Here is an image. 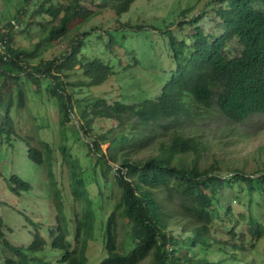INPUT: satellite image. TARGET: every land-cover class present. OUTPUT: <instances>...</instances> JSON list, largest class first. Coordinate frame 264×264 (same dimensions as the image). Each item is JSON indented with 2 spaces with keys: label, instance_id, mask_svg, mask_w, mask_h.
I'll use <instances>...</instances> for the list:
<instances>
[{
  "label": "trees",
  "instance_id": "obj_1",
  "mask_svg": "<svg viewBox=\"0 0 264 264\" xmlns=\"http://www.w3.org/2000/svg\"><path fill=\"white\" fill-rule=\"evenodd\" d=\"M103 1L22 0L21 12L29 5L31 16L48 20L32 48H15L10 30L0 32V42L5 41V52L0 50V137L8 144L24 141L28 157L43 163L42 149L17 130V113L27 101L22 82L28 78L36 92L44 84L57 98L62 123L77 116L72 134L86 140L85 155L92 159L93 178L86 181L77 158L61 144L70 166L72 195L84 205L70 231L58 203L57 224L49 230L51 246L62 249L61 262L86 264V247L99 218L105 254L95 264H231L233 258L242 264L236 256L247 250L242 224L254 239L251 246L264 240V162L250 173L241 168L222 172L212 162L202 165L206 142L181 125L210 109L238 123L264 113V0L208 1L218 19L217 32L205 31L198 23L207 8L198 14L192 7L183 10L180 18L185 20H179L177 28L186 25L191 30L180 32V38L169 27L161 31L174 61L170 78L155 98L138 102L90 92L114 70L99 58L83 56L87 31L71 39L59 56L27 63L42 42L66 37L74 23H85L107 5L120 15L134 0ZM7 25L14 29L11 22ZM78 90L87 93L73 97ZM99 119L113 123L97 130ZM143 150L149 152L141 155ZM7 185L17 194L31 187L15 174ZM89 185L95 188V201ZM229 200L237 201L243 211L234 213ZM3 235L0 215V243L11 252L3 264L44 263L34 254L46 244L38 230L27 246L13 245ZM216 250L222 256L215 257Z\"/></svg>",
  "mask_w": 264,
  "mask_h": 264
},
{
  "label": "rangeland",
  "instance_id": "obj_2",
  "mask_svg": "<svg viewBox=\"0 0 264 264\" xmlns=\"http://www.w3.org/2000/svg\"><path fill=\"white\" fill-rule=\"evenodd\" d=\"M95 1L99 4L104 2ZM208 1L210 0H134L129 9L120 15L107 5L85 23H74L66 37L42 42L27 63L37 64L59 56L68 49L71 39L84 30L87 34L81 51L83 56L89 59L99 58L114 70L113 75L99 86L91 87L90 92L124 102L155 98L174 68L168 37L161 31L169 27L180 38V32L191 30L192 27L186 25L183 29H178L177 22L185 20L184 17L180 18L181 12L192 7L194 14H198L201 8H207L201 13L198 23L205 31L217 32L218 19ZM22 4V0H0V32L10 30L11 44L15 48H32L43 35V25H47L48 20L42 15L31 16L29 5L24 13L21 12ZM9 22L14 29H9ZM170 24L172 25L169 26ZM77 76L79 75L75 77ZM22 84L27 101L16 116L18 133L41 148L46 155L44 154L43 163L37 164L28 157L24 141L15 139L12 144H8L0 137V215L3 219V236L13 245L27 246L33 240L35 230H38L46 239L44 249L34 253L44 262L42 264H66L60 261L62 249L51 246L52 236L49 230L57 224L58 203L68 219L70 231L84 204L72 195L70 166L63 159L61 144L67 147L71 157L77 158L86 181L93 178L90 168L92 159L85 155L86 140L72 134L73 127L77 126V116L62 123L59 101L50 94L46 85L41 84L36 92L37 86L28 78ZM86 93L83 90L76 91L73 97L80 98ZM2 105L4 109L6 100L2 101ZM112 123L110 120L99 119L95 129L103 130ZM181 126L206 142L202 165L212 162L222 172L241 168L250 173L260 170L264 162V113L254 114L238 123L229 120L219 111L210 109L195 116L193 120L184 121ZM43 143H47L49 150ZM101 147L105 151L107 143ZM148 152L143 150L140 154ZM13 174L29 182L30 189L22 190L19 194L11 190L7 182ZM88 189L95 201V188L89 185ZM94 201L92 205L96 207ZM229 203L234 213L243 211L237 201L229 200ZM259 214L260 211L257 212L258 216ZM94 226V236L89 239L86 247V264H95L105 254L100 236L101 219L96 218ZM240 229L247 250L237 252L236 256L242 260V264H264V240H259L253 247L251 243L254 239L250 238L246 226L242 224ZM217 232L222 233L221 228ZM10 254L9 249L0 243V264ZM213 254H216L215 257L222 256L217 250ZM228 262L238 263L234 258Z\"/></svg>",
  "mask_w": 264,
  "mask_h": 264
},
{
  "label": "built area",
  "instance_id": "obj_3",
  "mask_svg": "<svg viewBox=\"0 0 264 264\" xmlns=\"http://www.w3.org/2000/svg\"><path fill=\"white\" fill-rule=\"evenodd\" d=\"M12 23L15 24L14 21H12ZM16 26H17V25H16ZM4 42H5L4 40L0 42V50L3 51V52H5V51L3 50L4 47H5Z\"/></svg>",
  "mask_w": 264,
  "mask_h": 264
}]
</instances>
